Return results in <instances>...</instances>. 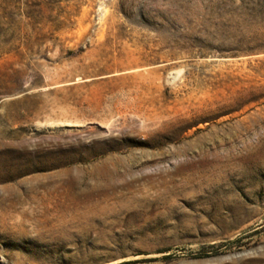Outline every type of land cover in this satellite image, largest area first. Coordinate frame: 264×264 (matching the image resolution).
I'll return each instance as SVG.
<instances>
[{"label": "rangeland", "instance_id": "obj_1", "mask_svg": "<svg viewBox=\"0 0 264 264\" xmlns=\"http://www.w3.org/2000/svg\"><path fill=\"white\" fill-rule=\"evenodd\" d=\"M0 264H264V0H0Z\"/></svg>", "mask_w": 264, "mask_h": 264}]
</instances>
